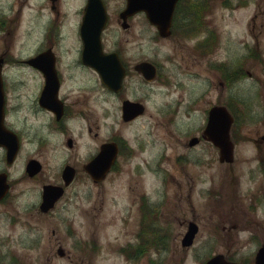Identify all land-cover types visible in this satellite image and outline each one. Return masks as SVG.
Masks as SVG:
<instances>
[{"label":"flooded vegetation","instance_id":"obj_1","mask_svg":"<svg viewBox=\"0 0 264 264\" xmlns=\"http://www.w3.org/2000/svg\"><path fill=\"white\" fill-rule=\"evenodd\" d=\"M89 4L90 0H80L76 7V4L69 5L67 0H13L9 5H3L7 9L0 7L2 38L14 36L15 24H22L18 17L22 16L24 8L27 15L23 28L29 34L25 43L33 38L30 34L36 30L40 32V36L28 44L30 53L23 58L20 56L23 49L15 54L16 58L7 56L11 50V44L7 43L5 51L0 53L4 58V125L10 130L7 144H0V179L5 178L8 183L7 193L0 196V264L30 263L28 255L14 252L13 242H19L24 248L39 247L41 228L47 225V218L64 203L58 214L63 215L73 198L76 199L74 205L80 204V198L84 199L80 187L84 185H87L85 199H90V207L96 210L98 204L97 211H104L101 221L105 214H113L118 222L116 225L119 224L118 229L123 231L119 235L122 239L104 243L101 238L97 239L92 228L90 234L84 237L81 231L78 234V230L85 223L74 224L68 227L67 238L75 241L77 249L70 252L59 241L57 254L62 258L78 259L79 249L84 255L89 254V258L105 249L120 253L130 263L145 257L151 258L152 263L165 259L169 262L175 256V226H181L183 237L194 223L198 226L197 233L191 245L182 246L185 251L193 248L202 237L205 241L202 247L219 245L221 248L205 253L206 260L215 254H223L227 260L238 264H256L257 252L264 246V132L248 137L249 140L245 141L249 144L246 146L242 128L232 129L235 158L223 161L219 147L205 135V109L204 124L195 132H189L190 138L185 141L187 149L177 156L171 167H165L163 155H157L155 164L143 160L135 162L134 169H130L129 162L136 161L135 158L145 148V142L134 145V140L139 135H145L139 131L128 136L126 125L138 126L135 122L148 111L145 98L131 94L130 89L140 82H154L147 81L137 65L149 60L161 70L158 60L143 55L144 33L151 32L150 42L157 45V49L167 41L174 42L172 53L166 59L169 71L164 82L173 87L168 94L177 93L173 97H182L183 93L179 91L182 83L174 78L181 74L184 66L189 65V60L185 56L187 48L178 41L190 33V24L195 17H191L195 12L194 4L191 0H177L172 32L167 37L159 34L145 10H127L128 0H94L92 8ZM15 13L16 16H13ZM87 17V35L84 36L83 26ZM67 30H71L69 37ZM65 42H68L66 47ZM213 44L211 39L206 46L211 48ZM90 51H96L100 60H105L106 54H116L124 68L120 90H111L104 83L100 72L85 55ZM9 61L19 62L24 79H7L4 70ZM48 69L52 72L47 73ZM229 80L236 82L237 73H230ZM25 86L34 98L29 95L27 106L22 101L11 104L12 91L16 93ZM20 95L18 93L17 97ZM111 95L119 99L121 120L118 122L113 119L107 122L110 116L108 106L103 105L99 110L95 106L100 100L109 103ZM127 101L143 102L145 112L126 118L124 105ZM194 102L197 100L191 101ZM237 105L235 100L229 104L235 119H238ZM180 107L182 103L176 102L171 108V120L179 114ZM192 108L194 104L187 110ZM192 138L196 139L191 142ZM105 147L116 148L117 152L107 175L95 180L91 169L86 171L85 166L102 163L104 160L98 158ZM110 154L111 151L106 159ZM178 167L181 168V181L177 182L180 190L176 193L182 199V217L175 214L176 204L168 191L170 183H175L174 171ZM146 171L155 181L162 174L163 191L158 193L152 184L141 191L135 187L134 184L147 183L143 180ZM125 173L133 174L128 178L131 185H127L126 181L120 184ZM67 180L70 182L67 183ZM116 180L120 181L115 183ZM34 182L35 186L30 188ZM111 183L114 184L112 187ZM22 184L28 185L21 187ZM48 184L62 186L64 193L54 208L46 210L41 205L44 201L43 188ZM95 188H98L97 194L94 193ZM104 223L107 222H100ZM17 226H23V229L15 234ZM51 232L55 233L56 229ZM127 232L135 233V241L126 243ZM249 247L256 249L244 250ZM223 248L226 250L223 251ZM39 259L37 257V261Z\"/></svg>","mask_w":264,"mask_h":264},{"label":"rangeland","instance_id":"obj_2","mask_svg":"<svg viewBox=\"0 0 264 264\" xmlns=\"http://www.w3.org/2000/svg\"><path fill=\"white\" fill-rule=\"evenodd\" d=\"M11 1L13 0H0V7L5 8L3 5H9ZM67 1L69 5L76 4L74 6L76 7L80 0H77V3H74L75 0ZM191 1L197 9V14L191 15V17H195H193L194 19L190 24V33L187 34L185 39L181 38L178 41L187 48L185 56H187V61L189 60V65L184 66L185 69L181 74L174 78L177 82L182 83V85L178 84L180 93H183L182 97H173L177 93L173 94L169 92L168 94V91H172L173 87L164 82L165 76L169 71L166 59L172 53L171 49L174 47V42L167 41L166 44H163L164 46L161 45L162 48L157 49L158 46L150 42L151 32L144 33V57L158 60L162 68L160 77L156 82L150 84L140 82L137 87L130 89L131 94L136 93L139 97L145 98L144 100L148 105L147 113L135 122L138 123V126H135V124L126 125L128 136L129 133L132 134L139 131L145 135L144 137L139 135L137 138L133 136L135 138L134 145L145 142V148L135 158L136 161L129 162L131 170L134 169L133 165L135 162L146 160L151 164H155L157 155H163L165 159L164 166L171 167L172 162L177 159V156L187 149L185 141L190 138L191 134L189 132H195L204 124L205 115L203 116V111L214 104L230 100L231 96L237 99L239 103V113H237L239 121L236 127L242 128V133L245 137L243 141L249 140L248 137H255L256 135L254 134L264 132V0ZM16 13L13 16H16ZM26 15L24 8L22 16L18 17V20H22V24H15L14 36H9L8 38L0 36V53L5 51L4 47L6 43L11 44L10 54L7 56L11 55L16 58L15 54H19L22 49L21 58L30 53L28 44H32V40L35 41L36 37L40 36V32L36 30L34 34H30L33 35V38L27 39L29 42L25 43V39L29 36L28 33L26 34L25 27L23 28V21ZM68 15H70L69 11ZM70 34L71 30H67V37ZM207 39H214V44L211 48L208 47V49L205 46ZM67 45L68 42H65L64 47ZM203 48L205 53L203 52ZM255 52L261 58L254 57L252 54ZM223 63H226V66H222ZM239 63L242 64L245 75L232 85L226 83V81L229 82L228 79L221 82L222 77L227 78V76H222V72L223 74L225 72L229 74L232 69L238 68ZM16 66H20L17 61L6 63L4 73L7 79L13 77L24 79L21 71L23 67L17 68ZM28 85L30 86V84ZM18 93L21 95L17 97ZM30 94L31 91L26 86L22 89L20 88L16 93L12 91L10 102L13 104L22 101L27 106ZM19 98L22 99L19 100ZM32 98H34L33 95ZM194 99L197 102L191 103ZM176 102H181L182 107L179 108V114L175 115L173 120H171V108H173ZM192 104H194V108L188 111V107ZM103 105L110 108V116L107 122H110L112 119L117 122L121 120L118 97L111 95L110 102L107 104L102 100H100L98 105L95 103L98 110ZM245 142H247V146L249 142ZM174 172L175 183H170L171 187L168 191L171 194H169V197L176 204L174 206L175 214L182 217V199L179 198L180 194L176 193L180 190L177 182L181 181L179 177L181 168L178 167ZM131 175L133 174L125 173L120 184L126 181L127 185H131L128 179ZM161 176L162 174L159 175L158 181H155L152 179L151 173L146 171L143 175V180L144 182L147 181V183L134 185L141 191L146 186L148 187L152 184L159 193L165 187L163 186ZM119 181L116 180L115 183ZM35 184L36 182L31 183L30 188L35 186ZM26 185L28 184H22L21 187ZM113 185V183L110 184L111 187ZM80 191L84 192V199L80 198V204L74 205L73 203L76 199L73 198L72 203L67 204L68 208L63 215L58 214L60 213L59 209H62L64 203L52 216L47 218V225L41 228L42 238L40 239L39 247L32 249L31 247L24 248L19 242H13L16 254L28 255L30 257V263L25 264H203L202 262L206 260L204 258L205 253L210 254L212 251L215 252L221 249L219 245L214 248L208 245H206L207 247H202L201 245H205V241L204 238L200 237L193 248L185 251L180 242L183 229L178 224L175 226L173 232L176 245L175 256L169 262L165 259L163 262L152 263L151 258L145 257L134 263H130L120 253H111L105 249L89 258V254L84 255L83 250L81 251L80 249L78 259H75V257L71 259L62 258L57 254L59 241L70 252L77 249L75 248V241L67 238L69 235L68 227L71 225L85 223L78 230V234L81 231L83 233L82 236L85 237L87 234H90L92 228L95 231L97 239L101 238V241L104 243L110 240L117 241L118 239L116 238H119V235L123 232L118 229L119 224L116 225L118 222L114 219L113 214H105L103 221H101L104 211H97L100 207L98 204H96V210L90 207V199H85L88 193L87 185L80 187ZM110 191L112 192V189ZM181 191L184 190L181 189ZM97 192L98 188H95L94 193L97 194ZM105 194L108 196L107 192ZM93 219L95 224L92 225ZM100 222L107 223L100 224ZM22 229L23 226H17L15 234L21 232ZM52 229H56V232H51ZM120 238L122 239V237ZM25 239L27 240V237ZM14 240L16 239L14 238ZM125 241L126 243L135 241V233L127 232ZM255 249V247L244 248L245 251H254ZM224 250L226 248H223ZM37 257L40 258L39 261H37Z\"/></svg>","mask_w":264,"mask_h":264},{"label":"water","instance_id":"obj_3","mask_svg":"<svg viewBox=\"0 0 264 264\" xmlns=\"http://www.w3.org/2000/svg\"><path fill=\"white\" fill-rule=\"evenodd\" d=\"M176 0H129L128 9H145L148 12L150 19L156 23L162 35H167L170 33L169 27L171 24V18L173 14V8ZM92 8L93 0L89 4ZM88 24V17L85 20L83 26V32L86 36V25ZM89 54L91 64L94 65L102 74L105 83L113 88L118 89L121 85L122 78L124 75V69L121 66L119 60L116 58L115 54L104 56L105 60H100L99 54L94 51L86 52ZM88 56V55H87ZM38 58L37 60H39ZM38 64V63H36ZM1 66L2 59L0 58V135L5 132L2 125V106L4 104V95L2 90V78H1ZM139 69L144 73V75L152 79L156 75V68L148 62H143L139 65ZM47 73H51L52 70H46ZM51 81V80H50ZM144 107L142 104H134L130 106L129 104L124 106V113L127 118H132L136 114L143 112ZM232 123V117L228 113L224 106H214L210 110L208 124L206 133L210 139L214 141L216 145L221 147L222 159L232 158V143L229 140L230 127ZM3 129V130H2ZM0 142H4L0 139ZM111 151L110 157L106 159L107 154ZM117 150L113 147H105L100 153L99 159L104 160L102 163L95 167V173L97 177L104 176L106 171L109 169L112 158H114ZM7 185L3 186V180L0 179V195L5 192ZM187 237L184 242H187ZM189 242V241H188ZM259 260L264 264V248L259 253ZM206 264H228L223 260L222 256H216L209 260Z\"/></svg>","mask_w":264,"mask_h":264},{"label":"trees","instance_id":"obj_4","mask_svg":"<svg viewBox=\"0 0 264 264\" xmlns=\"http://www.w3.org/2000/svg\"><path fill=\"white\" fill-rule=\"evenodd\" d=\"M254 55L257 56V55H258L257 52H255ZM240 65H241V66H240ZM241 73H243V75L245 74V72H244V68H243L242 64L239 63V65H238V69H237V74H241ZM224 74H225V75H224ZM224 74H223L224 76H227V73H224Z\"/></svg>","mask_w":264,"mask_h":264}]
</instances>
